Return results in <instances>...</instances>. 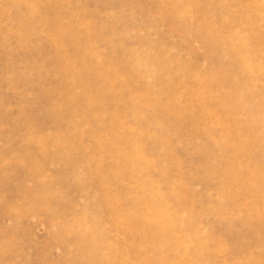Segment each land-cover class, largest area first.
I'll list each match as a JSON object with an SVG mask.
<instances>
[{
    "label": "rangeland",
    "instance_id": "1",
    "mask_svg": "<svg viewBox=\"0 0 264 264\" xmlns=\"http://www.w3.org/2000/svg\"><path fill=\"white\" fill-rule=\"evenodd\" d=\"M159 3L0 0V264H264V0Z\"/></svg>",
    "mask_w": 264,
    "mask_h": 264
},
{
    "label": "bare ground",
    "instance_id": "2",
    "mask_svg": "<svg viewBox=\"0 0 264 264\" xmlns=\"http://www.w3.org/2000/svg\"><path fill=\"white\" fill-rule=\"evenodd\" d=\"M178 2V0L176 1H173V0H160V3H159V0H158V3H159V5H161V6H163V7H165V9H166V12H168L169 14H170V16H171V19H170V21L171 22H173L174 21V16H176V15H174L177 11V9L178 8H176L175 7V5H176V3ZM180 2H183V0L181 1L180 0ZM169 11H168V10ZM169 18V17H168ZM226 24V23H225ZM227 25V24H226ZM229 25V24H228ZM210 32V31H209ZM214 33V32H213ZM223 33V32H222ZM224 35H222V37L223 36H225V33H223ZM206 35H207V33H206ZM214 36V35H213ZM213 36H212V33L209 35V33H208V36H207V38H208V40L211 42V45L210 46H212V47H218V43H217V38H216V36H215V38H216V41H215V39L213 38ZM220 36V35H219ZM226 38L230 41L231 39L233 40V37H234V35L232 34V32L231 31H229L228 30V32L226 33ZM219 38V37H218ZM222 39H224V38H222ZM221 39V40H222ZM224 41V40H223ZM218 42H220V41H218ZM228 43V42H227ZM210 44V43H209ZM229 44V45H228ZM227 45H228V47H227V51L228 52H235L236 51V47H235V45H233V43H228ZM214 48V49H215ZM226 51V52H227ZM234 58V61H233V68H234V70L236 71V72H240V73H243V74H245L246 75V80H248V81H245L246 83H247V86H248V88H250L251 86H252V75H251V73L249 72V70H250V68H249V66L242 60V58H240L238 55H236L235 53H234V56H233ZM121 67H123V66H121L120 64L119 65H117L115 68H116V70H118V69H121ZM218 67V66H217ZM256 69V68H255ZM122 70V69H121ZM215 71L214 72H212V74H211V76L214 78H216L215 80H214V84L215 85H217V86H221V82H220V80L217 78V75L221 72V70H220V68L218 67L217 69H214ZM233 70V71H234ZM124 71V70H123ZM251 71V70H250ZM257 71V70H256ZM117 72V71H116ZM235 72V73H236ZM234 73V72H233ZM240 73H238L237 75H238V77H240ZM244 75V76H245ZM106 76V75H105ZM219 77H220V75H219ZM128 78V77H127ZM245 78V77H244ZM130 79V78H129ZM213 81V80H212ZM254 81V80H253ZM132 83H133V81H132ZM243 83H244V81H243ZM254 83V82H253ZM129 84V83H128ZM145 86V85H144ZM253 86H254V84H253ZM245 87V86H244ZM252 88V87H251ZM255 88V87H254ZM142 89V88H141ZM229 92H230V90H229ZM226 93V92H225ZM231 93H234V92H231ZM228 94V93H227ZM230 94V93H229ZM224 96H225V94H224ZM225 97H227V96H225ZM224 97V98H225ZM229 98V100L231 99L230 97H228ZM234 98V97H233ZM235 98H236V96H235ZM237 103V102H236ZM236 106V105H235ZM151 108V107H150ZM23 119V118H22ZM250 119V118H249ZM25 120V119H24ZM252 120V119H251ZM27 121V120H26ZM28 124V123H27ZM131 146V145H130ZM130 157V156H129ZM134 158V157H133ZM133 158H131V160L133 159ZM139 159V158H138ZM135 160V159H134ZM261 180V179H260ZM259 180V181H260ZM262 182H263V180H261ZM97 182V181H96ZM229 192V191H228ZM228 192L226 193V194H228ZM230 194V193H229ZM110 212V211H109ZM253 213H254V215H250L246 220H245V223H248L249 224V222H251V221H253V220H257V221H259L260 219L262 220L261 222H264V218L263 217H261V216H258V215H260L261 214V212H259V211H253ZM263 214V213H262ZM259 219V220H258ZM256 223V222H255ZM260 224V223H259ZM253 226V225H252ZM135 229V228H134ZM149 234V233H148ZM97 242V241H96ZM92 244V243H91ZM93 244H94V242H93ZM96 245V244H95ZM93 249V248H92ZM90 260V259H89ZM96 263V262H95ZM90 264H92V263H90Z\"/></svg>",
    "mask_w": 264,
    "mask_h": 264
}]
</instances>
